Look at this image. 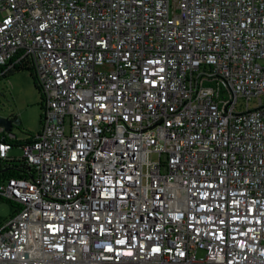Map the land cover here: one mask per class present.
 <instances>
[{
    "label": "built area",
    "instance_id": "obj_1",
    "mask_svg": "<svg viewBox=\"0 0 264 264\" xmlns=\"http://www.w3.org/2000/svg\"><path fill=\"white\" fill-rule=\"evenodd\" d=\"M0 66V264H264V0H0Z\"/></svg>",
    "mask_w": 264,
    "mask_h": 264
},
{
    "label": "rangeland",
    "instance_id": "obj_2",
    "mask_svg": "<svg viewBox=\"0 0 264 264\" xmlns=\"http://www.w3.org/2000/svg\"><path fill=\"white\" fill-rule=\"evenodd\" d=\"M12 113L17 114L21 121V124L13 129L19 139H26L40 130V95L29 71H20L0 81V117L7 118ZM13 152L18 156L22 154L20 149ZM13 212L11 203L0 201V224L9 219Z\"/></svg>",
    "mask_w": 264,
    "mask_h": 264
},
{
    "label": "trees",
    "instance_id": "obj_3",
    "mask_svg": "<svg viewBox=\"0 0 264 264\" xmlns=\"http://www.w3.org/2000/svg\"><path fill=\"white\" fill-rule=\"evenodd\" d=\"M20 71H29L30 74H31V76L34 78V80H35V88H36V90L38 91V94L40 95L41 109H42V106H43V102H42L43 97H42V94H41L40 88H39V86H38V84H37V82H36V78H35V75H34V73L32 72V70H30L29 68H26V67H24V66H15V67H13V68H11V69H9V70H5L4 67H1V66H0V81L3 80V79H5V78H7V77H9V76H12V75H14V74H16V73H18V72H20ZM4 118H6V117H4ZM7 119H8L9 121H11V123H15L17 126H19V125H18V120H19V118H18V115H17V114L12 113V114H10V115L7 117ZM7 164H8V163H7ZM0 201H6V200L0 199ZM6 202H8V201H6ZM9 203H10V202H9Z\"/></svg>",
    "mask_w": 264,
    "mask_h": 264
},
{
    "label": "water",
    "instance_id": "obj_4",
    "mask_svg": "<svg viewBox=\"0 0 264 264\" xmlns=\"http://www.w3.org/2000/svg\"><path fill=\"white\" fill-rule=\"evenodd\" d=\"M21 124L20 119L18 120V125ZM0 126L4 127L6 131H10L12 128V123L7 118L0 117Z\"/></svg>",
    "mask_w": 264,
    "mask_h": 264
}]
</instances>
